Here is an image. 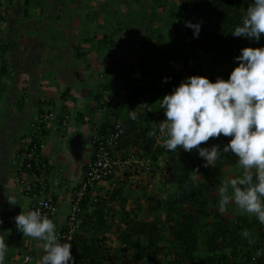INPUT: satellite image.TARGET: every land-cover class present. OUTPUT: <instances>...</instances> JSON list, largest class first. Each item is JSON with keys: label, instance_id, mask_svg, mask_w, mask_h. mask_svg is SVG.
I'll use <instances>...</instances> for the list:
<instances>
[{"label": "trees", "instance_id": "1", "mask_svg": "<svg viewBox=\"0 0 264 264\" xmlns=\"http://www.w3.org/2000/svg\"><path fill=\"white\" fill-rule=\"evenodd\" d=\"M6 1L16 5L15 0ZM47 1L21 0V7L27 11L24 17L31 18L35 12L41 14L50 5ZM250 3L251 0H154L151 14L145 17L146 38L139 40V45L146 48L148 56V60H142L141 65L144 67L146 63V72L154 76L147 78L142 75L137 79L135 64L123 63L125 87L121 92L111 91L109 96L104 95V104L115 119L114 126L103 123L97 131L107 138L114 132L115 123L120 124L123 132L119 148L123 154L127 158L128 152L133 150L140 160L149 161L148 169L140 167L141 173L145 172L152 178L160 171L162 181L155 192L138 190V197H135L136 192L128 181L131 178L136 180L139 172L119 169L111 186L99 184L94 193L95 203L87 194L82 204L86 213L80 222L81 228L74 234L76 264H264V224L236 206L231 211L227 207L221 213L219 197L210 194L212 184L205 182L206 176L211 173V166H204L205 161L195 149L192 152L179 149L167 151L163 147L166 137L159 131V123L166 119L164 110L159 109V100L172 92L170 87L174 77L180 80L184 71L186 74L199 73L213 82L218 77L228 79L231 71L238 66L235 58L240 55L241 49L264 46V38L256 42L231 34ZM166 6H169L166 17L180 19L178 36L174 39H168L163 27L154 26L159 20L156 14L159 9L166 11ZM145 10L137 8L136 14L148 13ZM0 18L6 22L7 17ZM188 21L201 23L198 39L193 38V30L185 26ZM39 22L44 24V20ZM126 24L127 31H131L133 21ZM36 26L32 25L33 28ZM53 28L54 23L49 22L47 31ZM48 34L55 37L54 41L60 38L51 32ZM108 40L109 36L98 48L93 46L80 51L79 60H86L93 49L100 59L103 56L110 58L115 51L106 44ZM13 47L8 43L0 45L2 73L6 72L7 54ZM98 64L103 65L100 61ZM112 65L106 67V72L116 73V78L117 72ZM83 67L87 66L84 64ZM102 96L98 93L95 100ZM123 105H128L127 112L122 111ZM95 106L97 108L98 105ZM133 111L136 120L131 118ZM45 133L48 134V131L45 130ZM230 139L224 137L219 144L224 147ZM207 146L205 142L200 147ZM41 157L34 160L33 170H39L37 165ZM167 157L171 158V163H168ZM223 158L227 163L238 162V157L232 153H223ZM163 164L166 166L162 169ZM141 180L146 186L151 184L150 178ZM141 197L147 199L148 205L147 212L139 218V210L133 205L136 203L141 210ZM112 230H115L120 247L107 244Z\"/></svg>", "mask_w": 264, "mask_h": 264}, {"label": "clouds", "instance_id": "2", "mask_svg": "<svg viewBox=\"0 0 264 264\" xmlns=\"http://www.w3.org/2000/svg\"><path fill=\"white\" fill-rule=\"evenodd\" d=\"M0 2V17L9 18L13 12V5L8 4L6 0ZM153 2L154 0H151L152 6ZM166 7L168 10L169 6ZM45 19L47 21L42 24L46 25L44 31L49 22L55 24V21L47 16ZM185 26L193 30V38H199L201 23L188 21ZM109 33L107 32V35L97 42L92 39L85 41L89 46L87 49L96 45L98 48L102 41H107ZM231 34L256 42L264 38V0H251L240 23L234 27ZM111 41L118 42L109 36L106 44L109 45ZM67 45L63 43L60 49L66 48ZM111 47L113 49V46ZM91 51L88 57L90 54L98 56L94 49ZM235 59L238 66L231 71L229 78L218 77L215 82L199 73L186 74L183 68L181 79L177 80L174 77L172 81L170 87L172 92L159 100V109L164 110L166 117L159 123V131L166 137L163 147L167 151L175 152L179 149L192 152L195 149L199 157L205 161L204 166H211V173L206 176L205 182L212 184L210 194L219 197L221 213L232 204L229 206L230 209L236 206L237 209L256 216L258 221L264 224V46L245 47ZM99 60L103 65L98 64L96 68L90 65L88 69L93 68L94 72L100 73L101 78H105L108 76L106 67L110 66V63L107 59L102 61L100 57ZM84 64L88 65L86 62ZM100 66L103 68L101 71ZM4 69L7 70L6 67ZM176 81L182 82L174 87ZM30 88L31 86L25 88L23 95L16 101L19 102L18 107L22 110L26 108L27 115L30 113V116L24 118L22 124H18V121L17 124L9 126L17 134L13 136V140L10 138L12 146L7 152V167L4 169L3 177L9 205L18 204L22 208L21 213L13 217L15 223L10 227L23 233V235L19 233L16 238L13 236L14 245L17 244V247L14 249L15 254L11 262L76 264L74 234L81 228V223L75 231L70 232L72 228L68 224V217L73 212L72 193L76 189H81L85 182V173L95 158L93 156L97 150L95 142L104 136L97 128L103 123L114 126V116L104 104L106 96L114 89L110 86V91L99 90L103 96L96 101L95 95L98 93L92 85L85 88L84 85L82 87L70 84L62 95L63 103L56 105L55 98L49 99L46 95L42 96L43 93H29ZM7 98L4 97L3 100ZM54 102L56 108L52 107ZM30 105L34 106V109H30ZM95 105H98L97 108ZM6 107L4 105L1 109ZM131 118L137 119L135 111L131 113ZM45 130L48 134H44ZM122 132L119 137V150ZM221 135L231 137L224 147L219 144L221 139L218 138ZM55 142H64V155L58 153ZM205 142L208 146L200 147ZM223 153L234 154L238 157V162L227 163ZM5 156L1 157L0 161ZM39 156L44 157V160L42 162L41 157L40 164L37 165L39 170L35 168L33 170V162ZM134 156L138 162H144V165L150 163L147 161L146 164V159L140 160L136 154ZM69 159L73 162V168L70 169V175L65 173L63 176L67 182H60L57 163H67ZM167 161L171 163L172 160L167 157ZM165 166L166 164H163L161 168ZM231 169L236 171L232 177L228 175ZM135 170L139 172L137 174L139 177L136 175L137 180L147 176L145 172L141 173L140 167ZM196 178L200 179L198 176ZM113 181L114 177L97 182L85 191V195L78 201L80 215L75 213L79 222L86 213L82 207L84 197L90 195V200L95 203L94 193L99 184L111 186ZM143 189L147 192L145 188ZM19 200L26 204L25 208ZM43 200H47L52 206L50 216L37 210ZM90 211L89 207L88 212ZM2 224L3 221L0 220V225ZM8 235V231L0 230V264H4L8 252L6 243ZM110 236L109 234V239Z\"/></svg>", "mask_w": 264, "mask_h": 264}, {"label": "rangeland", "instance_id": "3", "mask_svg": "<svg viewBox=\"0 0 264 264\" xmlns=\"http://www.w3.org/2000/svg\"><path fill=\"white\" fill-rule=\"evenodd\" d=\"M15 1L16 5L12 7V14L6 19V22L0 21V28L6 27L7 21H10V23L12 22V26L14 28L16 27L14 30L12 29V32L9 30H2V32H0V45L8 43L3 40L7 39L9 41L10 38L14 40L13 43L11 42L14 47L10 54H7V65H5L7 70L4 73L6 75L0 73V158L6 155L5 159L8 156L7 152L12 146L10 136L17 134L14 132V129L9 128V126L11 124H17L18 121L19 124L21 119L17 117L28 114L26 108L22 110L18 107L19 102H16L17 99L23 95V90L25 88L31 86V90H34L36 88L40 89L45 85V88L43 87L42 96L46 95L49 99L55 98L54 100L57 101L56 105H61L63 103L62 95L66 92L70 84L82 87L84 85L85 88L92 85L96 93H99V90L110 91V86L113 87L114 93L121 92L125 87L122 77V70L125 66L121 67L123 63L135 64L134 72H137L135 77L137 79L142 75L147 78H152L154 76L151 72H146V69H148L146 63L143 64L144 67L141 65V61L148 60V56L146 54V48H142L139 45V40L143 41L146 38L147 20L145 17L146 14H151L154 7L151 5V0H48L47 2L50 5L45 7V10H43L41 14L39 12H37V14L36 12L32 13L31 18L24 17L27 11L21 7V0ZM167 1L176 2L177 0ZM148 3H150V5H148ZM137 8L146 9L145 11L148 13H140V19L136 14ZM166 11L159 9V13L157 14L159 20L154 23V26L163 27L162 29L168 39H174L178 36L177 25L180 19L178 17H173L172 19L166 17L168 15ZM46 16L55 21L53 29H50L49 32L47 29L44 31L43 28L46 27V25L42 24L37 25L36 28L32 27V25H34L32 22H39L42 19L47 21L45 19ZM58 16L60 19H58ZM129 21H133L134 24L131 31H127L128 24L126 23ZM50 32L52 35L59 36L60 38L54 41L55 37L49 36V34L48 36L46 35ZM107 32H110V39L114 38L118 40V42H109V45L113 46V50L116 53L113 52L110 58L103 56L102 60L107 59L110 61V65L113 64L115 66L114 68L112 65L117 72L116 78V73H109L107 77H105V75V78H101L98 71L94 72L93 68L90 67V69H88V66L84 68V70H87L91 75H88L87 72L83 74L80 69H75L74 72H69V70L60 71V68L64 69V67H67L68 60L71 59L78 62L80 59L78 53L89 47L86 45L85 41L92 39L94 42H97L107 35ZM5 35L7 38H5ZM65 42L66 45L68 42V45L66 48L64 47L62 61L56 60L61 52L59 48H61L62 44ZM8 45H10V43H8ZM98 58L96 54H90L86 60L82 62L79 61L78 64L82 66L84 62H86L96 68L98 67ZM48 65L51 67L50 71H48ZM37 66L39 68H37ZM42 67L46 68L42 69ZM2 69L3 64L0 61V70ZM99 70L101 71L103 68L100 66ZM156 76L160 77L161 75H155V77ZM5 85H8V87L5 88ZM13 89L15 91H13ZM71 91L69 94H71ZM4 97H8L6 99L7 101L3 100ZM4 105L9 109L7 107L1 109ZM9 105H13V107H9ZM56 105L54 102L52 107L56 108ZM127 108L128 105H123L122 111L127 112ZM24 118L26 117H22V119ZM55 146L58 149V153L64 155V142H55ZM57 157L59 156L57 155ZM70 162L71 160L69 159L67 163H57L60 182H67L63 176L65 173L70 175V169L73 168V162ZM235 173L236 171H232L231 169L228 175L232 177ZM217 176L221 177L220 174H217ZM149 178L151 179V184L148 187L142 183L141 179L147 181ZM132 180H134V178H131V181H128V183L132 184L131 187H133L136 192L135 197H138L137 191L143 190V188L149 193L155 192V189H157V186H159L162 181L160 171H157V174L152 178L148 175L138 180L136 179L133 182ZM139 203L142 206V211L137 207L136 203H134L133 207L139 210L138 216L142 218L144 212H147L148 201L145 197H141ZM231 205L232 204L229 206ZM109 234L111 235L109 245L120 247L115 230H112Z\"/></svg>", "mask_w": 264, "mask_h": 264}, {"label": "built area", "instance_id": "4", "mask_svg": "<svg viewBox=\"0 0 264 264\" xmlns=\"http://www.w3.org/2000/svg\"><path fill=\"white\" fill-rule=\"evenodd\" d=\"M181 82L182 81H176V85L174 87L179 86ZM121 132V125L117 124L115 126V131L108 135L107 138L101 136L98 138L97 142L94 141L97 145V150L95 151V154H93L95 158L90 162L89 168L85 173V182L83 183L81 189H76V191H73L72 193L71 201L73 212L68 217V224L72 228L70 232H73V230L75 231L79 226L80 222L78 217H76V214L78 215L80 212L78 201H80V198L85 195V191L88 190L89 187H93L97 182L108 180L113 177L115 178L119 169L135 170L144 165V162H138L134 158L135 156L133 153H128L126 158L123 152L118 149ZM223 138L224 136L221 135L218 139ZM145 162L147 164V160H145ZM28 166H30V164H28ZM144 166L148 169L150 163ZM51 209L52 206L47 200H43L37 208V210H40L42 214H46L48 216L51 214Z\"/></svg>", "mask_w": 264, "mask_h": 264}, {"label": "crops", "instance_id": "5", "mask_svg": "<svg viewBox=\"0 0 264 264\" xmlns=\"http://www.w3.org/2000/svg\"><path fill=\"white\" fill-rule=\"evenodd\" d=\"M12 23V22H11ZM10 23V21H7V26L6 27H1L0 28V32H2V30H4V31H7V30H9V31H11L12 32V29H13V26H12V24ZM32 23H34L35 24V22H32ZM36 25V24H35ZM1 34H3V33H1ZM4 36V35H3ZM5 38H7V36L5 35ZM3 41H5V42H8V43H10V45H12L13 46V42H14V40L12 39V38H10L9 39V41L6 39V40H3ZM12 42V43H11ZM2 43V42H1ZM58 48V47H57ZM60 49V48H59ZM64 50V48L63 49H60V55L58 56V58L56 59V60H60V61H62V58H63V51ZM65 58H66V56H65ZM78 61H81V60H78ZM98 61H100L101 62V60H99V58H98V60H97V62ZM91 64H88V65H86V66H90ZM49 66V65H48ZM69 66V67H68ZM37 68H39L38 66H37ZM46 67H42V69H45ZM50 66H49V70L48 71H50ZM82 68V69H81ZM84 68H86V67H83V65L82 66H80L79 64H78V62L77 61H75V60H68L67 61V67H64V69H61L60 68V71H64V70H69V72H74V70L76 69H80V71L84 74L85 72H88L87 70L85 71L84 70ZM43 87L45 88V85L44 86H42L40 89H34V90H31V88L29 89V93H42L43 92ZM14 89H15V87H14ZM13 89V91H15ZM48 94H49V92H48ZM28 95V94H27ZM37 96H40V95H37ZM75 104V103H74ZM82 105H85V104H82ZM9 107H13V105H9ZM32 105H30V109H34V106L32 107ZM8 108V107H7ZM9 109V108H8ZM13 109V108H12ZM30 115V114H29ZM28 115V116H29ZM27 116V114H25L24 116H19V117H17V118H20L21 120H20V124H22L23 123V119H22V117H28ZM13 120V119H12ZM10 138L13 140V135H11L10 136ZM6 167H7V159H5V158H3V159H1V161H0V220H2L3 221V224L2 225H0V230H6V231H8L9 232V235H8V237H7V240H6V243H7V245H8V252H7V254H6V258H5V262H4V264H12V258L14 257V254H15V248L17 247V244L16 245H14V242H13V239H14V237L16 238V237H18V235H19V233L20 234H22L23 235V233H21V232H19L17 229H12V228H10L12 225H14V223H15V220L13 219V217H15L17 214H19V213H21V210H22V208H21V206L20 205H15V206H12V205H9V203H8V200H7V194H8V192H6L5 191V184H6V182H5V180H3V177L5 176V173H4V169H6ZM19 202L24 206V208H25V203L24 202H21V200H19ZM6 205H8V207L6 206ZM10 219H11V221H10ZM10 222V223H9ZM16 226V225H15ZM14 236V237H13ZM13 246H15L14 248H13ZM15 264V263H14Z\"/></svg>", "mask_w": 264, "mask_h": 264}]
</instances>
